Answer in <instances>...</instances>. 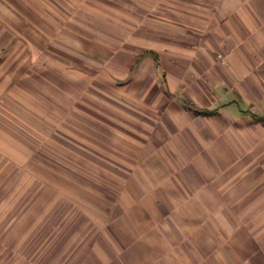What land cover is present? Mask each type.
<instances>
[{"label":"crops","instance_id":"0c3cea01","mask_svg":"<svg viewBox=\"0 0 264 264\" xmlns=\"http://www.w3.org/2000/svg\"><path fill=\"white\" fill-rule=\"evenodd\" d=\"M13 1L0 0V52L25 37ZM56 1L75 8V26L48 49L72 63L50 61L73 75L104 68L110 83L150 68L164 83L140 113L142 151L102 196L92 264H264V0H155L152 12L147 0H94L84 46V0ZM135 9L137 24L113 16Z\"/></svg>","mask_w":264,"mask_h":264},{"label":"rangeland","instance_id":"374dc122","mask_svg":"<svg viewBox=\"0 0 264 264\" xmlns=\"http://www.w3.org/2000/svg\"><path fill=\"white\" fill-rule=\"evenodd\" d=\"M92 1L84 0L77 18L83 46ZM13 3L25 37L0 52V264H92V239L108 218L102 196L113 195V173L142 151L150 117L140 113L164 83L150 68L115 83L103 77L104 68L71 74V53L48 44L57 29L75 26V8L56 0ZM156 5L147 0L146 10ZM138 13L113 16L137 24ZM82 61L89 63L84 55Z\"/></svg>","mask_w":264,"mask_h":264}]
</instances>
